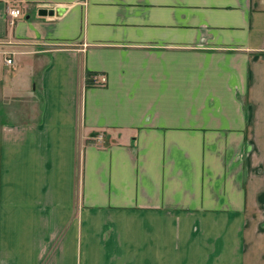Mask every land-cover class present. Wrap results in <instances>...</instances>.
Listing matches in <instances>:
<instances>
[{
	"label": "crops",
	"instance_id": "1",
	"mask_svg": "<svg viewBox=\"0 0 264 264\" xmlns=\"http://www.w3.org/2000/svg\"><path fill=\"white\" fill-rule=\"evenodd\" d=\"M0 264H264V0H0Z\"/></svg>",
	"mask_w": 264,
	"mask_h": 264
},
{
	"label": "built area",
	"instance_id": "2",
	"mask_svg": "<svg viewBox=\"0 0 264 264\" xmlns=\"http://www.w3.org/2000/svg\"><path fill=\"white\" fill-rule=\"evenodd\" d=\"M22 15L21 9L15 6H8L7 8V21L10 26L14 25L16 19ZM6 62L9 64L13 63L12 57H8ZM92 85L105 86L108 83V76L103 72H97L92 76Z\"/></svg>",
	"mask_w": 264,
	"mask_h": 264
},
{
	"label": "water",
	"instance_id": "3",
	"mask_svg": "<svg viewBox=\"0 0 264 264\" xmlns=\"http://www.w3.org/2000/svg\"><path fill=\"white\" fill-rule=\"evenodd\" d=\"M39 14H40V15L53 14V11H49V10L46 9V8H41V9L39 10Z\"/></svg>",
	"mask_w": 264,
	"mask_h": 264
},
{
	"label": "trees",
	"instance_id": "4",
	"mask_svg": "<svg viewBox=\"0 0 264 264\" xmlns=\"http://www.w3.org/2000/svg\"><path fill=\"white\" fill-rule=\"evenodd\" d=\"M93 74H95V72H94V73H89V74H88V80H87V82H88V84H90V85L92 84V77H91V76H92Z\"/></svg>",
	"mask_w": 264,
	"mask_h": 264
}]
</instances>
